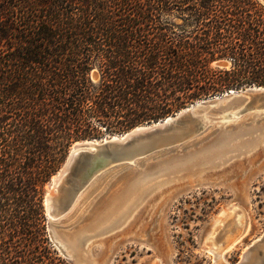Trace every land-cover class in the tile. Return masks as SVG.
Wrapping results in <instances>:
<instances>
[{
    "label": "trees",
    "instance_id": "16d2710c",
    "mask_svg": "<svg viewBox=\"0 0 264 264\" xmlns=\"http://www.w3.org/2000/svg\"><path fill=\"white\" fill-rule=\"evenodd\" d=\"M253 86L259 0H0V264H68L43 195L73 143Z\"/></svg>",
    "mask_w": 264,
    "mask_h": 264
},
{
    "label": "rangeland",
    "instance_id": "374dc122",
    "mask_svg": "<svg viewBox=\"0 0 264 264\" xmlns=\"http://www.w3.org/2000/svg\"><path fill=\"white\" fill-rule=\"evenodd\" d=\"M166 18L175 25L182 24L176 16ZM212 66L228 69L230 62L223 60ZM98 78V73L93 72L92 79ZM239 109L211 108L204 112L209 123L196 134L131 163H114L85 178L80 171L73 172L64 186L75 195L58 228L61 240L65 236H83L80 256L71 252L72 255L81 264H215L209 244L219 247L231 236L244 232L242 240L224 253L223 261L237 264L245 251L260 240L250 260L251 264H264V109H248L224 118ZM247 128L254 131L237 135ZM227 132L233 133L229 144L237 145V151L197 168L185 169L186 165L180 163L166 169L167 175L144 185L138 196L126 195L129 181L138 170L156 174L161 162L189 155L192 161L200 160V151ZM117 135L122 134L95 140ZM51 179L44 188L43 204L45 196L52 192ZM53 193L58 196L55 207L63 208L66 202L60 200L61 193ZM133 198L135 204L127 207L125 204Z\"/></svg>",
    "mask_w": 264,
    "mask_h": 264
},
{
    "label": "water",
    "instance_id": "95a60500",
    "mask_svg": "<svg viewBox=\"0 0 264 264\" xmlns=\"http://www.w3.org/2000/svg\"><path fill=\"white\" fill-rule=\"evenodd\" d=\"M264 5V0H259ZM226 92L221 96H216L191 104L189 107L178 111L173 116L167 117L161 121L137 126L130 131L116 136H110L107 139H102L98 142L96 140H84L75 142L76 152L67 155L65 162L60 170L55 174L58 178L52 182V187L55 186V191H59L60 200L66 202L63 208H56L55 203L58 201V196L53 192L51 194V208L46 209L45 212L48 219L47 231L49 239L53 246L57 249L59 254L71 260L69 253L57 239V230L61 224L60 218L67 211L69 205L73 201L75 193L71 189L64 186L72 173L80 171L81 177H89L94 172L103 169L114 163L128 162L131 163L138 158L150 154L151 152L160 150L179 144L190 138L209 121L204 119L202 114L208 108H217L219 103H224L225 100L237 97H247L246 104L237 111V114L247 111L248 109H264V87H247L244 90H232ZM231 114L228 113L224 117L227 118ZM54 175V176H55ZM237 235H235L236 237ZM227 243V241H226ZM226 243L219 246L223 249ZM260 240L254 242L246 251L243 258L237 264H251V257L260 247ZM215 264H227L223 261L220 255L215 256ZM253 264V263H252Z\"/></svg>",
    "mask_w": 264,
    "mask_h": 264
},
{
    "label": "bare ground",
    "instance_id": "6f19581e",
    "mask_svg": "<svg viewBox=\"0 0 264 264\" xmlns=\"http://www.w3.org/2000/svg\"><path fill=\"white\" fill-rule=\"evenodd\" d=\"M231 92L234 93L233 91H231ZM247 101H248L247 97H241V96L237 97V98H233V99H228V100H225V102L222 104L219 103L218 106H220V107H217V109H226V108H231L232 106H239L242 108L246 104ZM209 109H211V107L208 108L207 110H209ZM260 110H262V109H260ZM232 115L235 116L238 114H237V112H235L234 114H231L230 116H232ZM202 116L204 119L207 120L204 113L202 114ZM253 131H254V128H247L246 130L239 132V134L237 133V135L242 136V133L247 135V134L252 133ZM232 137H233V133L231 134V133L227 132L225 135L221 136L218 139V141H216L214 144H212L211 146H209L205 150L200 151L201 152V158L204 161H202V159L197 160V161H192L193 160L192 156L189 155L186 159H182V158L180 159V157H179L176 160H169V161L159 163L157 165V172L158 173H156V174L146 173L144 170H142V171L138 170L135 173L133 179L129 181L128 189H127L128 192L126 195L138 196L139 194L142 193L143 188H145L144 185H146L147 183L149 184L151 182H155L158 178L167 175L168 172L166 171V169L173 168L175 166H179L180 163H184L183 164L184 166L186 165V167H184L185 169L197 168V165L199 166V164L202 165L204 163H213L217 160H220L228 152L237 151L238 149L235 148V146H237V145H235V144L230 145L229 144L231 142ZM96 142H98V141H96ZM239 143L242 144V142H239ZM239 143H237V144H239ZM77 144L78 143H76L74 145L73 151L70 154H74L76 152L75 146ZM169 173H172V172H169ZM58 176H59V174L53 176L52 182H54L58 178ZM51 191L52 192L55 191V186L52 187ZM52 192L47 194L45 196V199H44L47 210H49L51 208V198L50 197H51ZM135 199L136 198L130 199L129 202H127L125 205H127V207H130L131 205L135 204V202L133 201ZM124 206H122L120 209H122ZM124 212L125 211H123V213ZM121 214H122V212H121ZM117 218H119V217H117ZM103 223H105V222H103ZM103 223H101V224H103ZM240 231H242V230H240ZM59 233H60L59 230H57L56 234H57V239H58L59 243L64 246L66 251L69 253L70 257H73L75 259L76 264H81L80 260L76 259V257L74 255H72V253L77 254V256L78 255L80 256V254H81L80 253V247H81L83 236H80V235L79 236H70V237L65 236V239H63V240H65V243H64V241L60 239ZM243 235H244V232H239L236 237L231 236L229 241L226 240L227 243L223 249H220V247H217V246L213 245L212 243H210L209 244L210 247H208L209 252H211L213 254V256L220 255V257L222 258L226 251L230 250L234 245L238 244L240 242V240H242Z\"/></svg>",
    "mask_w": 264,
    "mask_h": 264
}]
</instances>
